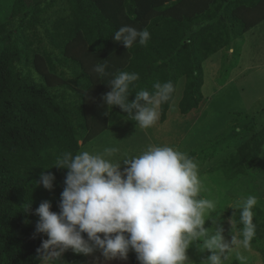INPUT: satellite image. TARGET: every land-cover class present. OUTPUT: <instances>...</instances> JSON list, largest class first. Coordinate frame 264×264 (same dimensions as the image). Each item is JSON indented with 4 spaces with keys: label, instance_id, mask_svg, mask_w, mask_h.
I'll use <instances>...</instances> for the list:
<instances>
[{
    "label": "trees",
    "instance_id": "16d2710c",
    "mask_svg": "<svg viewBox=\"0 0 264 264\" xmlns=\"http://www.w3.org/2000/svg\"><path fill=\"white\" fill-rule=\"evenodd\" d=\"M262 22L264 0H13L0 23V264L40 263L36 250L47 237H33V213L44 200L59 211L66 170L52 168L57 156L78 154L126 116L104 106L101 97L110 89L108 78L93 72L98 60H108L111 73L139 74L129 101L141 89L152 91L154 82L171 81L174 92L160 108L163 123L178 81L184 79L178 111L186 115L203 99V62L232 50ZM123 25L146 28L147 45L126 50L114 42ZM263 139L259 130L218 164L223 187L254 167ZM45 170L55 176L52 192L35 184ZM243 212V205L236 209V226L250 221L264 237V210L255 205L251 217ZM83 257L69 250L62 259L75 264ZM131 263L138 264L136 256Z\"/></svg>",
    "mask_w": 264,
    "mask_h": 264
},
{
    "label": "clouds",
    "instance_id": "9594fccd",
    "mask_svg": "<svg viewBox=\"0 0 264 264\" xmlns=\"http://www.w3.org/2000/svg\"><path fill=\"white\" fill-rule=\"evenodd\" d=\"M112 40L127 50L134 44L147 45L150 32L123 25ZM98 61L93 72L98 79L108 78L104 84L110 89L101 97L104 106L118 107L126 113L125 120L142 129L154 126L161 106L174 92L173 83L154 82L152 91L141 89L129 101V88L139 80V74L111 73L108 60ZM119 152V147L113 146L102 152H63L57 156L52 168L66 170L59 211H51V201L44 200L33 213L38 217L33 237H47L36 250L40 264H66L62 257L69 250L84 256L99 251L105 260H126L132 250L138 264H188L189 244L205 232V214L215 207L214 201L198 198L201 182L197 163L170 146L150 145L138 156L114 160ZM54 183L55 176L47 170L35 182L49 192ZM256 203L255 196H247L243 214L251 217ZM31 206L32 201L27 212ZM254 235L255 226L249 221L242 244L248 246ZM228 246L217 237L209 238L210 255L202 264H223V250ZM238 259L246 264L245 256Z\"/></svg>",
    "mask_w": 264,
    "mask_h": 264
},
{
    "label": "rangeland",
    "instance_id": "374dc122",
    "mask_svg": "<svg viewBox=\"0 0 264 264\" xmlns=\"http://www.w3.org/2000/svg\"><path fill=\"white\" fill-rule=\"evenodd\" d=\"M12 1L0 0V23L7 19ZM202 68L203 99L198 109L186 115L179 113L184 88V79H180L163 123L158 119L154 126L142 129L123 118L80 148L79 153L102 152L115 146L120 152L113 159L122 160L140 155L150 145L192 153L198 165L201 199L214 201L215 207L204 217L205 222L210 221L209 227L189 244L188 264H202L210 255L207 240L211 237L229 245L223 250V264H241L239 255L247 258L246 264H264V237L255 233L245 247L242 241L246 227L236 226L233 219L249 195L255 196L256 205L264 210V139L258 160L245 176L223 187L220 182L225 178L215 172L218 164L247 138L259 130L264 132V22L235 41L232 50L224 49L209 57ZM31 77L38 81L33 71ZM123 167L121 164V170ZM132 256L136 254L130 250L126 260H105L96 251L75 264H132Z\"/></svg>",
    "mask_w": 264,
    "mask_h": 264
}]
</instances>
